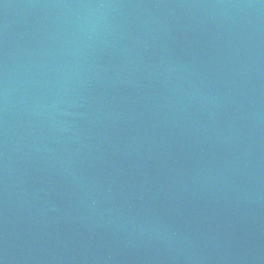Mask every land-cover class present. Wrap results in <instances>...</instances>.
<instances>
[{"label":"water","instance_id":"1","mask_svg":"<svg viewBox=\"0 0 264 264\" xmlns=\"http://www.w3.org/2000/svg\"><path fill=\"white\" fill-rule=\"evenodd\" d=\"M0 264H264V0H0Z\"/></svg>","mask_w":264,"mask_h":264}]
</instances>
